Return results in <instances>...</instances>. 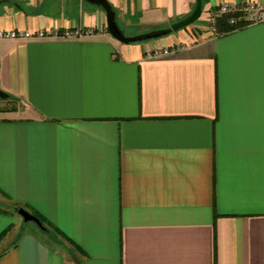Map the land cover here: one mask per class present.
Segmentation results:
<instances>
[{
    "label": "crops",
    "instance_id": "1",
    "mask_svg": "<svg viewBox=\"0 0 264 264\" xmlns=\"http://www.w3.org/2000/svg\"><path fill=\"white\" fill-rule=\"evenodd\" d=\"M106 1L125 35L194 5ZM247 1L121 43L85 0H0V30L93 29L0 39V264H264V21L207 27Z\"/></svg>",
    "mask_w": 264,
    "mask_h": 264
},
{
    "label": "built area",
    "instance_id": "2",
    "mask_svg": "<svg viewBox=\"0 0 264 264\" xmlns=\"http://www.w3.org/2000/svg\"><path fill=\"white\" fill-rule=\"evenodd\" d=\"M221 16L225 17L227 26L237 29L248 24L264 21V6L256 1H247L241 4L220 3L207 11V27L212 34H218L215 28V21ZM93 33L90 27L75 26L61 30H0V39H78ZM184 45H175L164 48L160 51H153L151 56L167 55L169 53L183 49Z\"/></svg>",
    "mask_w": 264,
    "mask_h": 264
},
{
    "label": "water",
    "instance_id": "3",
    "mask_svg": "<svg viewBox=\"0 0 264 264\" xmlns=\"http://www.w3.org/2000/svg\"><path fill=\"white\" fill-rule=\"evenodd\" d=\"M85 1L100 6L103 9L105 14V25L107 32L110 34L111 37H113L114 39H116L121 43H131V42L144 41L148 39H155L163 35H166L170 32H175L194 22L199 17L201 12V0H194V5L190 13L178 19L177 21L170 23L167 27L151 29L146 32L137 33L133 35H125L123 31L116 24L114 19V11L112 10L110 4L106 0H85ZM6 97L7 94L0 90V98L3 99ZM16 212L22 218L23 221L33 222L39 228L44 229V226L42 225L41 221L34 214L29 213L28 211H26L21 207L18 208ZM70 258L74 264H80L79 260L77 259L74 253L70 254Z\"/></svg>",
    "mask_w": 264,
    "mask_h": 264
},
{
    "label": "trees",
    "instance_id": "4",
    "mask_svg": "<svg viewBox=\"0 0 264 264\" xmlns=\"http://www.w3.org/2000/svg\"><path fill=\"white\" fill-rule=\"evenodd\" d=\"M225 17L226 16H221V17L217 18L215 21V28H216V31L218 33H224V32L232 30L231 27L226 25ZM38 218L40 219L41 222H45V221H43L42 218H40V217H38Z\"/></svg>",
    "mask_w": 264,
    "mask_h": 264
},
{
    "label": "rangeland",
    "instance_id": "5",
    "mask_svg": "<svg viewBox=\"0 0 264 264\" xmlns=\"http://www.w3.org/2000/svg\"><path fill=\"white\" fill-rule=\"evenodd\" d=\"M201 17V15H199L198 19ZM125 33V32H124Z\"/></svg>",
    "mask_w": 264,
    "mask_h": 264
}]
</instances>
